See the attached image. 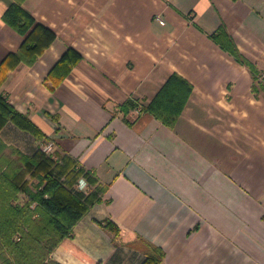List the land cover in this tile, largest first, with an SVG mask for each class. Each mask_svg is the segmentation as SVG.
<instances>
[{
  "label": "crops",
  "instance_id": "0c3cea01",
  "mask_svg": "<svg viewBox=\"0 0 264 264\" xmlns=\"http://www.w3.org/2000/svg\"><path fill=\"white\" fill-rule=\"evenodd\" d=\"M12 1L0 0V65L24 40L3 20ZM24 7L58 36L34 65L8 70L1 90L105 189L71 237L93 261L66 244L53 258L140 264L149 242L165 250L163 264H264V88L255 90L251 69L211 37L225 25L264 71V0H26ZM70 47L83 59L52 90L46 78ZM175 72L194 90L174 127L150 112L125 114L130 97L152 100ZM0 136L29 153L45 141L12 122ZM109 217L144 239L117 244L99 224Z\"/></svg>",
  "mask_w": 264,
  "mask_h": 264
},
{
  "label": "trees",
  "instance_id": "16d2710c",
  "mask_svg": "<svg viewBox=\"0 0 264 264\" xmlns=\"http://www.w3.org/2000/svg\"><path fill=\"white\" fill-rule=\"evenodd\" d=\"M25 1L13 0L3 14V20L24 40L20 48L10 52L0 65V133L7 123L12 122L37 139L47 140V133L29 114L18 110L1 90L3 75L8 70L21 63L34 65L58 36L54 29L24 7ZM211 37L251 69L257 81L255 90L260 89L258 86L264 88V71L241 52L225 25ZM82 59L83 55L70 47L49 72L47 85L54 90ZM193 90V84L175 72L152 100L130 97L121 107L125 114L136 109H141L140 113L150 112L174 127ZM82 180L94 186L91 191L89 188L79 189L78 183ZM97 181L94 171L85 168L69 154H60L56 149L48 153L42 145L34 153H29L8 144L0 136V264H62L52 256L61 244L92 262L93 258L71 237L77 223L105 192L103 187L95 186ZM99 224L113 234L117 244L144 239L116 217L99 220ZM144 252L140 264H163L166 252L162 247L147 242ZM94 264L101 263L95 260Z\"/></svg>",
  "mask_w": 264,
  "mask_h": 264
},
{
  "label": "built area",
  "instance_id": "2783aa9c",
  "mask_svg": "<svg viewBox=\"0 0 264 264\" xmlns=\"http://www.w3.org/2000/svg\"><path fill=\"white\" fill-rule=\"evenodd\" d=\"M158 19L163 23L165 24L166 21L162 18V16H158ZM264 78V75L262 76V79ZM141 112V109H136V113L139 114ZM55 142L54 141H50V142H47L45 144L42 145V149L48 153H51L53 152L55 149H56V146H55ZM86 184H79V189H83L85 187Z\"/></svg>",
  "mask_w": 264,
  "mask_h": 264
},
{
  "label": "rangeland",
  "instance_id": "374dc122",
  "mask_svg": "<svg viewBox=\"0 0 264 264\" xmlns=\"http://www.w3.org/2000/svg\"><path fill=\"white\" fill-rule=\"evenodd\" d=\"M135 112H136V110H135ZM139 114H140V113H139ZM47 142H50V141H49V140H45V141H43L42 144H45V143H47ZM55 146H56V145H55ZM78 184H86L84 188H87L88 182L82 180V181H81L80 183H78ZM84 188H83V189H84ZM83 189H82V190H83ZM80 190H81V189H80ZM84 190H85V189H84ZM87 190H88V189H87Z\"/></svg>",
  "mask_w": 264,
  "mask_h": 264
}]
</instances>
